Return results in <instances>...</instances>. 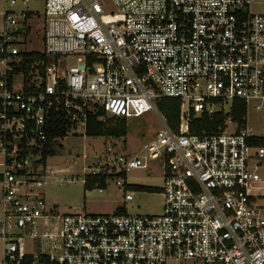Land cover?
<instances>
[{
	"label": "built area",
	"instance_id": "1",
	"mask_svg": "<svg viewBox=\"0 0 264 264\" xmlns=\"http://www.w3.org/2000/svg\"><path fill=\"white\" fill-rule=\"evenodd\" d=\"M3 17V264H264V134L248 126L249 106L264 113V0H45L43 16ZM163 98L180 102L175 127ZM236 100L246 104L241 120ZM151 111L162 126L144 154L108 141L113 163L90 174L111 175L132 201L127 170L155 164L160 213L49 205L37 186L46 146L61 139L53 133L85 128L90 115L128 121ZM29 240L43 246L30 252Z\"/></svg>",
	"mask_w": 264,
	"mask_h": 264
},
{
	"label": "rangeland",
	"instance_id": "2",
	"mask_svg": "<svg viewBox=\"0 0 264 264\" xmlns=\"http://www.w3.org/2000/svg\"><path fill=\"white\" fill-rule=\"evenodd\" d=\"M45 0H23L11 6L8 0H0V34L5 27L3 12L7 9L22 11L29 9L43 16ZM128 133L125 137L115 138L103 136L91 137L85 134L83 126L57 140L56 155L47 159L46 171L41 185L37 186L44 193L47 202L64 213L86 212L90 214H109L123 207L130 214H156L163 209L161 186L162 170L151 163L149 168H131L126 172L125 182L132 186L134 199L125 201V186L116 184L115 178L108 181L106 189L95 188L86 190L84 177L93 171H98L105 159L113 163L112 157L106 151V142L114 144V151L119 147L130 156L143 155L145 144L151 140L162 126L160 117L155 111L132 118L127 121ZM248 126L257 134H264V113L248 108ZM111 155V154H110ZM106 157V158H105ZM108 166L103 165V169ZM49 169V171H48ZM4 171L3 157L0 154V173ZM48 171V172H47ZM135 185L145 187L137 189ZM129 190V189H128ZM264 194V190L261 191ZM1 198V185H0ZM264 200V199H263ZM1 209V207H0ZM28 251L33 252L43 246V241H27ZM37 251V250H35ZM4 242L0 237V264H3ZM177 264V263H172Z\"/></svg>",
	"mask_w": 264,
	"mask_h": 264
},
{
	"label": "trees",
	"instance_id": "3",
	"mask_svg": "<svg viewBox=\"0 0 264 264\" xmlns=\"http://www.w3.org/2000/svg\"><path fill=\"white\" fill-rule=\"evenodd\" d=\"M159 110L166 118V122L169 126L175 127L179 122L180 115V102L174 98H163L159 103ZM246 114V104L243 101L236 100L234 102V108L232 110V115L235 120H241V118ZM208 119L200 120V123L206 125ZM68 127H63L62 129L53 133L52 136L55 137H65L67 135ZM128 133V125L126 119H110L106 122L100 121L98 116L90 115L87 120L85 127V134L91 137H101V136H112L115 138L125 137ZM259 143L264 140L257 139ZM46 146L43 160L46 162L47 158L56 155L55 145L56 141ZM111 177L106 173L100 175L86 174L84 177V186L86 190H94L95 188L106 189L108 186L107 179ZM2 174L0 173V180ZM98 184V185H97ZM129 185V184H128ZM132 188V186L129 185ZM137 189H144L145 187L140 185H135ZM32 257L26 256L22 264H32Z\"/></svg>",
	"mask_w": 264,
	"mask_h": 264
}]
</instances>
